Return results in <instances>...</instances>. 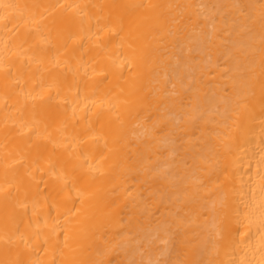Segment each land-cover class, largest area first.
<instances>
[{"label": "bare ground", "instance_id": "bare-ground-1", "mask_svg": "<svg viewBox=\"0 0 264 264\" xmlns=\"http://www.w3.org/2000/svg\"><path fill=\"white\" fill-rule=\"evenodd\" d=\"M0 264H264V0H0Z\"/></svg>", "mask_w": 264, "mask_h": 264}]
</instances>
